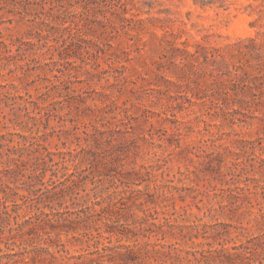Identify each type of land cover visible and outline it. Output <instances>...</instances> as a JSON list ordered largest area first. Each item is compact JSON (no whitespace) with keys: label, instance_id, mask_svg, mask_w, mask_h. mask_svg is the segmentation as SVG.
<instances>
[{"label":"trees","instance_id":"obj_1","mask_svg":"<svg viewBox=\"0 0 264 264\" xmlns=\"http://www.w3.org/2000/svg\"><path fill=\"white\" fill-rule=\"evenodd\" d=\"M99 1L102 0H86V4L97 5ZM103 1L108 9L101 12L100 27L90 33H85L83 28L88 25L95 28L89 24L91 16H97L92 9L83 11L80 20L69 21L64 4L55 10L58 0H12L8 4V13L14 16L10 20H15L19 15L20 21L26 19L33 23L27 31L30 39L18 38L11 43L17 44V56H6L4 53L11 50L4 41H0L5 47L4 53L0 50V62L19 56L18 61L25 63L17 67L24 77L37 70L45 76L40 77L39 73L38 78L27 83V86L38 83V93L34 96L30 94L28 98L14 92L18 91L15 83H0V127H7L9 122L30 130L37 126L35 135L19 132H10L11 137L0 135V160L5 164L0 170V245L5 244L12 251L0 254V264H137L140 252L135 246L108 245L101 238L104 234H108L105 238L114 234L128 238L137 236L138 233L131 229L128 222L131 205L138 200L141 207L155 204L156 194L170 200L174 198L176 189L179 192V187L173 184H156L152 193L134 189L132 185H140L145 175L152 172L123 170V155L127 153L121 146L124 143L123 134H129L128 124L132 120L138 122L142 115H133L125 110L124 118H121V124L125 126L123 131L119 127H108L103 115L94 111L87 113L86 110L90 109L88 106L79 109L86 99L77 94L74 86L73 78L77 76L71 70H76V61L72 59L83 52L95 60L107 54L110 59L118 58L122 48L114 46L112 41L115 35L124 32L134 41L140 38L146 22V19L137 18L134 13L130 16L127 14L133 7L152 8L158 4V0ZM193 2L201 7H225L227 0ZM47 4L51 7L48 8ZM129 4L132 8L128 7ZM249 6L258 14L251 22V26L259 28L255 37L238 38L232 43L213 46L199 41L193 45L186 40L177 43L170 38L173 33L166 32L160 37L153 33L164 47L162 58L165 60L156 62L155 78L149 82L156 86L152 89L169 95L168 84L174 85L180 93L177 96L169 95L177 101L171 105L174 109L187 108L188 103L190 106L198 105L224 121L246 123L248 119H258L264 123V0ZM182 30L185 32V29ZM33 39L41 44L38 49L43 51V57L28 59L29 50L36 46ZM134 44L127 42L129 48ZM145 44V41L142 42V45ZM190 46H194V49L191 50ZM140 48L137 47V51ZM125 53L127 57L131 55ZM165 72H171L177 80L169 79ZM201 78L203 81L199 80ZM192 84H195V88ZM133 90L138 91L134 87ZM179 99L182 101L179 102ZM113 104L114 112L121 109L115 102ZM6 107L10 108V113L6 112ZM73 109H77L76 117H67ZM119 112L112 118H117ZM53 116L65 122V128L60 130L65 138H76L79 148L49 150L42 136L48 134ZM79 116L93 120L79 124L76 123ZM67 120L71 121V126L67 125ZM44 121L45 130L41 135L40 124ZM174 124L175 129L165 139L159 138L167 140L170 145L176 144L185 156L194 154L196 159L190 158L194 162L192 173L202 172L225 183L227 186L222 187L218 195L230 205H235L234 209H241L245 204L253 207L248 191L261 195L264 200V184L259 183L264 182V136L253 140L237 138L232 148L224 143L219 144L222 135L214 132L211 137L182 145L181 125L185 122L177 120ZM16 135L20 139L16 140ZM141 138L148 140L147 135ZM154 138L150 133V140ZM82 141L85 142L84 146ZM260 150L261 153H258ZM226 166L227 170H224ZM48 172H51L50 176H47ZM227 176L230 177L227 179ZM88 182L93 186L89 188ZM108 182L111 184L107 185ZM249 182L254 183L253 190ZM23 188L28 191L27 195L20 192ZM144 195L146 199L141 200ZM180 197L184 196L180 194ZM21 208L29 209L28 218L21 217ZM151 208L144 209L145 213H150ZM249 212L255 220L260 218L264 223V208ZM170 227L173 228V225L170 224ZM63 234L86 243L87 253L70 255L60 241ZM41 242L48 246H40ZM53 246L58 248L59 256L51 251L50 247ZM15 247H23V250L13 252ZM239 256H226L220 262L237 264Z\"/></svg>","mask_w":264,"mask_h":264},{"label":"rangeland","instance_id":"obj_2","mask_svg":"<svg viewBox=\"0 0 264 264\" xmlns=\"http://www.w3.org/2000/svg\"><path fill=\"white\" fill-rule=\"evenodd\" d=\"M58 1L55 10L64 4L67 10L66 18L69 21L80 20V14L89 9L97 12V16H91L89 23L95 28H89L91 26L88 25L83 28L85 33L96 31L100 27L101 12L108 9L103 0L99 1L97 5H88L86 0ZM260 1L227 0L225 7H201L196 5L193 0H158V4L154 7L142 9L132 8L129 4L128 7L132 9L127 14L128 16L134 13L137 18L146 19L144 28L140 32L141 39L137 37L132 41L124 32H121L119 35H115L112 41L116 48H122L118 58L110 59L107 54L102 55L99 60H95L83 52L72 59L76 61V70H71L77 76V78H73L74 86L77 89V94L86 99V103L81 104L79 109L88 106L90 109L86 110L87 113L94 111L101 114L105 117L104 121L108 127H119L123 131H125V126L121 124V118H124L125 110L133 115H142L138 122L132 120L131 124H128L127 127L131 132L123 134L125 137L123 136L122 142L124 143L121 146L127 152L126 155H123L125 163L123 170L136 169L142 173L150 170L152 173L148 176L145 175L144 181L140 185L134 184L132 187L151 193L154 192L156 184H173L179 187V192H176V189L174 198L170 200H164L165 196L160 197L156 194L155 204L141 207L138 200L135 205H131L128 222L131 229L138 233L137 236L128 238L114 234L110 238H105L108 234H104V237L101 238V241L108 245L135 246L134 248L140 252L137 264H224L220 262L221 259H225L226 256L236 258L237 255H241L237 264H264V223L260 218L255 220L254 215L249 212L250 210L256 212L260 208H264L262 196L248 191L253 207H250V204H245L241 209H234L235 205H230L227 200L218 195L221 192L220 189L227 186L225 183L214 180L202 172L192 173L194 162H191L190 158L196 159L194 154L189 153L185 156L180 153V148L176 144L170 145L167 140L159 138L165 139L168 133L175 129L174 121L180 120L185 122L184 125H181L183 135L180 143L182 145L206 139L216 132L218 135H222V139L218 141L219 144L224 143L234 148L232 143L237 138L253 140L259 136L263 137L264 123L258 119H248L246 123L224 121L221 117L211 115L205 109H200L198 105L190 106L188 103H186L187 108L176 107L174 109L171 105H175L177 101L170 98L169 95H179L178 89L174 85L168 84L170 90L167 95L153 90L152 88L156 86L149 83L155 78L156 62L165 60L162 58L164 47L153 33L158 37L163 36L166 32L173 33L174 35L170 38L177 43L186 40L193 45L199 41L205 45L213 46L232 43L238 38L255 37L259 28L251 26V22L258 17V14L249 5L255 6ZM11 2L12 0H0V41H4L7 48L11 50V52L4 53L5 47L0 44V50L6 56L17 54V44L13 45L12 42L18 38L30 39L27 36V31L30 28L29 25L33 23L26 19L20 21L19 15L15 20H10L14 17L13 14L8 13V4ZM47 7H51L50 4H47ZM182 29H185V32ZM85 37L88 38V36ZM144 41L146 44L142 45ZM33 42L36 43V46H31L33 49L29 50L28 59L33 56L43 57V51L38 49L41 44L36 39H33ZM127 42H135L136 45L129 48ZM137 47H141L139 51H137ZM189 48L193 50L194 46ZM125 52H129L131 55L127 57ZM18 57L0 62V83H15L18 93L15 90L14 92L28 98L30 94L34 96L38 93L36 91L38 83L30 86H27V83L38 78L40 71H31L30 75L24 77L17 66L25 62L18 61ZM12 70L14 71L11 72ZM165 74L169 79L177 80L171 72H165ZM42 76L45 75L40 73V77ZM142 77L146 80H143ZM199 80L203 81V78ZM192 85L195 88V84ZM133 87L138 91H132ZM189 95L191 96V92ZM193 99L196 100L195 96ZM18 101L22 100L18 99ZM113 102L121 107L120 110H116L117 113L121 111L117 118H112L116 114ZM76 111L77 109H73L67 117H76ZM6 112L10 113L9 107H6ZM77 118H80L76 122L79 124L93 120L90 117L81 118L79 116ZM45 122L40 124L42 131L39 134L41 135L45 130ZM64 123L60 117H52L50 127L47 129L48 134L42 136L46 139L44 143L49 150L67 151L79 148L76 138L67 139L64 137L60 130L65 128ZM66 123L71 126L70 120H67ZM32 125L33 123L30 122V126ZM10 132L35 135L37 126L30 130L17 123L9 122L7 127H0V135L7 134L8 137H11ZM150 133H153L155 137L152 140H150ZM143 135H147L148 140H142ZM15 139L20 138L16 135ZM81 144L84 146L85 142L82 141ZM258 153H261V150ZM262 153L264 156V152ZM4 167L5 164L0 160V170ZM223 169L227 170V166ZM50 174L51 172H48L47 176ZM229 177L227 176V179ZM259 183L264 184V182ZM249 184L253 190L254 183L249 182ZM88 186L90 188L93 185L88 182ZM20 192L28 194L25 188ZM180 194L184 197H180ZM145 199L144 195L141 200ZM224 204L227 206H222ZM148 207H152L149 209L151 212L145 213L144 209ZM46 210L49 211V209ZM19 213L21 217H29L27 216L29 209L21 208ZM12 222L14 223L15 220L12 219ZM153 223H155L154 226ZM170 224L173 225V228L170 227ZM71 236L61 235L60 241L64 244L65 250L70 255L86 254L87 244L77 241ZM0 246L2 248L0 254L12 252L6 248L5 244ZM40 246L48 245L41 242ZM50 249L57 256L60 255L56 246L50 247ZM20 250H23V247H15L13 252Z\"/></svg>","mask_w":264,"mask_h":264}]
</instances>
